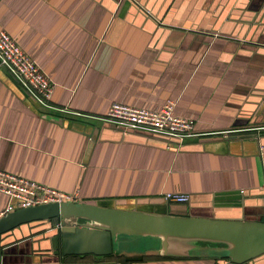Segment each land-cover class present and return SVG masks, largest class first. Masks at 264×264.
Instances as JSON below:
<instances>
[{"label":"crops","instance_id":"1","mask_svg":"<svg viewBox=\"0 0 264 264\" xmlns=\"http://www.w3.org/2000/svg\"><path fill=\"white\" fill-rule=\"evenodd\" d=\"M134 1L0 0V32L47 74L51 104L65 110L40 107L0 68V171L83 204L264 217V0ZM169 101L193 122L182 147L73 115L104 117L114 103L161 110ZM170 193L190 202H168ZM10 204L0 193V216ZM24 242L1 250L0 264H56L41 259L49 241ZM150 250L114 254L148 258L131 264L229 261L204 243L189 256ZM67 264L124 263L89 255Z\"/></svg>","mask_w":264,"mask_h":264},{"label":"water","instance_id":"2","mask_svg":"<svg viewBox=\"0 0 264 264\" xmlns=\"http://www.w3.org/2000/svg\"><path fill=\"white\" fill-rule=\"evenodd\" d=\"M25 228L29 231L24 233ZM41 230L46 232L37 238L32 236ZM2 236L13 239L0 244L3 252L22 248L26 239L29 244L45 239L49 241L50 254L103 257L118 253L122 239L129 237L159 240V247L154 249L167 257L189 256L202 243L221 246V257L231 264H251L264 256V217L176 216L170 214L168 207L143 210L137 206L102 203L43 205L17 210L1 218Z\"/></svg>","mask_w":264,"mask_h":264},{"label":"built area","instance_id":"3","mask_svg":"<svg viewBox=\"0 0 264 264\" xmlns=\"http://www.w3.org/2000/svg\"><path fill=\"white\" fill-rule=\"evenodd\" d=\"M135 3L134 0H129ZM0 68L7 71L19 83L21 88L40 107L48 110L65 112L51 104L54 85L38 64L30 58L8 33L0 32ZM102 121L114 128L129 132H140L163 139L174 140L182 147L183 143L193 137V122L175 113L172 101L161 110L138 108L121 103H114L106 116H84ZM0 193L10 198V204L0 217L17 210L28 209L49 204L78 203L77 194H68L49 186L0 171ZM244 193V192H243ZM168 202L185 205L190 202V195L170 193L165 196ZM226 264H231L230 261Z\"/></svg>","mask_w":264,"mask_h":264},{"label":"rangeland","instance_id":"4","mask_svg":"<svg viewBox=\"0 0 264 264\" xmlns=\"http://www.w3.org/2000/svg\"><path fill=\"white\" fill-rule=\"evenodd\" d=\"M126 238V237H124ZM121 244L120 253H124L126 255H138V254H146L151 252L150 249L158 248L160 245V241L153 238H126ZM208 252V251H207ZM195 255L200 254V251H195ZM209 255V252L206 253ZM1 258V255H0Z\"/></svg>","mask_w":264,"mask_h":264},{"label":"trees","instance_id":"5","mask_svg":"<svg viewBox=\"0 0 264 264\" xmlns=\"http://www.w3.org/2000/svg\"><path fill=\"white\" fill-rule=\"evenodd\" d=\"M46 232V230H41L39 231L38 233H36L35 235H32L34 238L36 237H39L40 235H43L44 233ZM9 236H2L0 237V244L2 242H5L6 239L8 238ZM39 241V240H38ZM37 241V242H38ZM48 245V243H47ZM48 247V246H47ZM3 247L0 246V250L2 249ZM48 249V248H47ZM49 250V249H48ZM50 252V251H48ZM50 254V253H49ZM89 255H86V256H61V254L59 255V257L57 258H51V260H59V264H67L69 262H80L82 260H84V258L88 257ZM162 257H157V259H160ZM101 260H111V259H117L119 260L121 263H124V264H131V263H136V262H144L145 260H147L148 258H146L145 256H141V257H127V258H124L122 255H119V254H112V255H109V256H105V257H100Z\"/></svg>","mask_w":264,"mask_h":264},{"label":"flooded vegetation","instance_id":"6","mask_svg":"<svg viewBox=\"0 0 264 264\" xmlns=\"http://www.w3.org/2000/svg\"><path fill=\"white\" fill-rule=\"evenodd\" d=\"M44 255H42V257H41V259H48V258H57V257H59L58 255H60V254H58V255H55V253H53V254H49V253H43Z\"/></svg>","mask_w":264,"mask_h":264}]
</instances>
